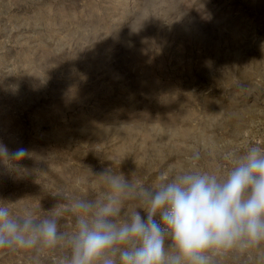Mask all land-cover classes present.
<instances>
[{"label":"rangeland","instance_id":"374dc122","mask_svg":"<svg viewBox=\"0 0 264 264\" xmlns=\"http://www.w3.org/2000/svg\"><path fill=\"white\" fill-rule=\"evenodd\" d=\"M0 143L29 153L26 171L0 163V200L55 208L69 230L56 195L103 199L108 168L145 187L226 175L264 146V0H0ZM141 206L127 199L121 219ZM215 260L264 264V244Z\"/></svg>","mask_w":264,"mask_h":264},{"label":"clouds","instance_id":"9594fccd","mask_svg":"<svg viewBox=\"0 0 264 264\" xmlns=\"http://www.w3.org/2000/svg\"><path fill=\"white\" fill-rule=\"evenodd\" d=\"M28 155L0 143L9 169L26 171L20 162ZM98 176L106 185L101 200L56 195L69 200L70 230L55 208L40 216L0 200V251L29 252L30 264L54 249L58 264H216L217 254L264 244V146L249 145L226 175L185 171L154 187L111 168ZM127 199L142 206L121 219Z\"/></svg>","mask_w":264,"mask_h":264}]
</instances>
